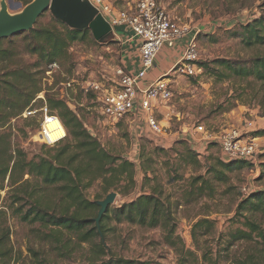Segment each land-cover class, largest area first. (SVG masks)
I'll list each match as a JSON object with an SVG mask.
<instances>
[{"label": "rangeland", "instance_id": "1", "mask_svg": "<svg viewBox=\"0 0 264 264\" xmlns=\"http://www.w3.org/2000/svg\"><path fill=\"white\" fill-rule=\"evenodd\" d=\"M4 1L10 17H21L30 5L26 6V2L32 0ZM35 1L37 0H33L32 3ZM2 2L3 0H0V12ZM108 2L119 11H134L139 0ZM158 2L172 19L198 33L199 63L212 64L216 60H226L245 64L257 56L264 55V46L249 48L244 44L242 36V27L252 23L263 13L264 0H158ZM53 18L48 10L38 22L47 26L52 23ZM93 40L95 38L90 33L85 43L73 44L70 49L72 62L69 76L64 75L66 72L58 69L59 67L48 75L47 73L51 71L49 65L43 82L52 85L53 73L58 71L61 74L62 71V78L66 81L64 85L60 84L61 92L72 110L77 112L87 129L99 139L104 148L116 157L135 164L136 186L126 188L124 193L128 184L121 182L118 188L115 187L109 193L116 194V198L108 207L107 214H104L110 215L105 221L107 236L103 242L108 255L139 262L150 261L152 264H238V261L251 263L253 260H259L260 264H264L263 238L256 237L253 242L233 243L231 239V234L243 228L245 223L247 211L242 209L241 204L244 196L258 191L264 192V170L261 165L264 163V82L254 77L247 79L233 77L221 81L204 70L198 77H180V90L173 91L172 99L175 109L181 114V121L177 124L191 123L195 127L203 126L208 134L213 136H219L228 129H237L242 133L251 132L252 137H258L260 147L256 163L230 174L231 182L228 184L216 183L218 191L214 196L209 198L190 196L188 180L192 176L205 174L207 170L205 163L212 166L218 163L222 154L220 147L217 144L212 145L207 154L200 158L202 165L197 166L185 161L186 150L190 146L179 141L180 135L173 138L168 132L163 135L155 134L148 124L140 125L136 129L130 121L128 122L129 116L119 123L99 125V105L95 95L86 90L92 83L106 87L117 86L119 77L116 72L120 69L118 66L121 52L120 45L111 37L103 44H96ZM16 48L25 60L30 61L21 42ZM36 57L31 58V61ZM44 66L45 64L41 67ZM114 67L118 69L115 70L113 79L111 68ZM214 67L220 69L219 66ZM68 83L71 87L66 85ZM41 100L45 101L37 97L24 114L29 109L42 108L45 103L42 106ZM24 114L14 119L12 125L4 130L12 133L14 148L25 151L29 160L44 155L52 147L59 150L65 145L67 132L59 119L50 120L49 123L57 122L63 131L61 139H65L60 143H56L57 140L54 144L46 142L41 136L45 124L44 115L38 112L35 116L25 118ZM248 123L253 124L254 128L249 130ZM56 150L51 152L55 153ZM147 177L150 179L149 184L146 182ZM174 178L179 180L175 181ZM156 184L163 189L164 199L171 197L170 201L174 203L172 211L177 236L185 244L184 251H189L193 255L176 252L169 247L164 239L163 229H150L115 220L114 211L128 204L138 194L149 192ZM8 190L1 193L2 199L6 198ZM12 195L9 194L8 197ZM86 195L91 201L98 198L104 201L109 196L104 194L101 180L96 182ZM260 216L255 215L254 220L264 231V218ZM98 217L99 213L95 219L96 223ZM200 219H208L212 225L205 234L203 230L198 229L197 236L194 237V224ZM10 225L14 246L24 253L26 260L29 258L27 261L29 264L32 256L28 252V247L39 251L42 259L46 258L53 264H91L93 248L89 243L76 244L75 237L63 233L60 235L61 243L71 241L68 246L70 251L65 253L61 249H55L49 239L46 241L43 238L47 233L41 229L44 232L39 233L37 224L27 225L16 216L11 218ZM100 241L95 242L100 244Z\"/></svg>", "mask_w": 264, "mask_h": 264}, {"label": "trees", "instance_id": "2", "mask_svg": "<svg viewBox=\"0 0 264 264\" xmlns=\"http://www.w3.org/2000/svg\"><path fill=\"white\" fill-rule=\"evenodd\" d=\"M32 2L28 1L25 5ZM89 34L90 31L71 29L53 18L47 26L37 22L31 30L0 42V264H29V258L26 260L24 253L16 249L12 241L10 220L16 216L27 225L37 224L39 233H47L43 238L46 241L49 239L53 247L62 252L68 253L71 244V241L61 243L60 235L63 233L75 237L76 244L89 243L93 248L91 264H152L150 261L139 262L108 255L103 242L107 236L105 221L110 215H103L97 224L95 219L101 209L98 204L101 198L91 201L86 195L99 180L105 195H109L115 187L118 188L121 182L128 184L125 189L123 187L126 193V188L137 184L135 164L116 157L104 148L77 112L72 110L61 92L60 84L66 81L62 78V71L61 74L58 71L53 73L52 85L43 82L48 66L53 64H57L58 69L69 76L72 62L70 49L75 43H85ZM242 36L244 44L249 48L264 46V11L258 19L242 27ZM20 42L30 61L25 60L16 48ZM34 56L37 57L31 61ZM43 64L44 68L41 67ZM197 65L221 81L233 77H254L264 82V55L245 64L216 60L212 64L198 62ZM42 93L45 98V101H40L42 106L45 103L50 113L60 119L67 136L61 149L52 147L44 155L29 160L25 151L14 148L12 133L4 129L11 126L14 119L21 117ZM54 150L55 153L51 152ZM201 157L191 148L186 150L185 161L189 164L201 166ZM208 164L205 163V174L192 176L188 180V195L212 197L218 191L216 183L228 184L231 182L230 174L250 165L245 161L225 162L221 159L213 166ZM261 165L264 170V163ZM149 180L147 177L148 184ZM7 189V196L2 199L1 193ZM9 194L13 195L8 197ZM170 200V196L164 199L163 189L156 184L149 192L138 194L128 204L114 211V218L119 223L163 229L169 247L176 252L193 255L184 251L185 244L177 236L172 211L174 203ZM241 204L247 216L243 228L231 234L232 243L253 242L256 237L264 239L262 227L254 220L257 214L264 218V192L244 196ZM210 225L212 223L208 219H200L194 224V237L198 229L205 234ZM96 240H101L100 244ZM27 249L32 256L30 264H53L46 258L42 259L39 251L31 247ZM238 264L260 263L259 260H253L251 263L238 261Z\"/></svg>", "mask_w": 264, "mask_h": 264}, {"label": "built area", "instance_id": "3", "mask_svg": "<svg viewBox=\"0 0 264 264\" xmlns=\"http://www.w3.org/2000/svg\"><path fill=\"white\" fill-rule=\"evenodd\" d=\"M85 1L89 2L97 13L110 24L113 31L123 27L132 31L141 42V67L137 73H127L120 68L116 72L119 77L116 87H106L98 83L88 86L86 92L95 95L100 108L98 124L107 126L108 123H119L127 116L134 114L137 111V105H139V108L146 114L147 124L151 131L163 135L166 133V129L157 119L156 109L159 105L169 104L172 101L174 91L172 78H194L202 72V69L197 65L200 60L198 33H194L189 27L182 26L172 19L158 0H139L134 11H119L107 0ZM187 36L190 38L183 57L178 63L167 75L144 87L143 82L148 72L154 67L160 51L164 47H175ZM57 68V64L51 65V71L47 74L50 75ZM66 85L71 87L70 83ZM38 99H45L44 94H40ZM38 112L44 115L45 124L50 120L59 119L50 113L46 104L40 109H29L24 117L35 116ZM44 126L43 132L45 133ZM247 128L250 130L254 126L248 123ZM196 131L203 134L208 141L219 145L225 162L256 163L260 147L257 142L258 138L252 137L251 132L242 133L237 129H228L219 136H213L209 135L203 126H197ZM64 139H60L56 143H60ZM243 190L246 191V189Z\"/></svg>", "mask_w": 264, "mask_h": 264}, {"label": "crops", "instance_id": "4", "mask_svg": "<svg viewBox=\"0 0 264 264\" xmlns=\"http://www.w3.org/2000/svg\"><path fill=\"white\" fill-rule=\"evenodd\" d=\"M110 37L115 43L120 45L121 60L118 67L127 73H137L141 67V42L139 39L135 37L132 31L126 30L123 27L114 29ZM189 38L190 36H187L179 41L175 47H164L160 51L155 60L154 67L148 72L143 82L144 87L167 75L172 70L183 57ZM115 67L113 69L111 68L113 79L115 78V70L118 69ZM179 79V77L172 78L174 90H180ZM156 117L171 137L177 138V136L180 135L179 141L188 143L190 148L200 155H206L207 150L212 145L217 144L208 141L203 134L197 132L195 125L191 123H184L183 125L177 124V122L181 121V114L177 112L175 104L172 101L169 104L159 105L156 109ZM127 118L128 122L130 121L132 126L136 129L139 128L140 125H147L146 114L139 108V105H137V111ZM175 119H177V121ZM168 140L171 141V139ZM221 160L225 161L222 154Z\"/></svg>", "mask_w": 264, "mask_h": 264}, {"label": "water", "instance_id": "5", "mask_svg": "<svg viewBox=\"0 0 264 264\" xmlns=\"http://www.w3.org/2000/svg\"><path fill=\"white\" fill-rule=\"evenodd\" d=\"M48 10L55 19L69 28L90 31L95 40L101 44L105 43L113 33L110 24L85 0H37L25 9L21 17H10L8 6L3 0L0 12V42L31 30ZM115 198L116 194L113 193L104 201L98 202L101 207L97 218L98 224Z\"/></svg>", "mask_w": 264, "mask_h": 264}, {"label": "bare ground", "instance_id": "6", "mask_svg": "<svg viewBox=\"0 0 264 264\" xmlns=\"http://www.w3.org/2000/svg\"><path fill=\"white\" fill-rule=\"evenodd\" d=\"M44 127L45 133L42 132L41 136L46 142L54 143L62 138L63 131L57 122L46 123Z\"/></svg>", "mask_w": 264, "mask_h": 264}, {"label": "flooded vegetation", "instance_id": "7", "mask_svg": "<svg viewBox=\"0 0 264 264\" xmlns=\"http://www.w3.org/2000/svg\"><path fill=\"white\" fill-rule=\"evenodd\" d=\"M107 40H108V39H107ZM107 40H106V41H107Z\"/></svg>", "mask_w": 264, "mask_h": 264}]
</instances>
